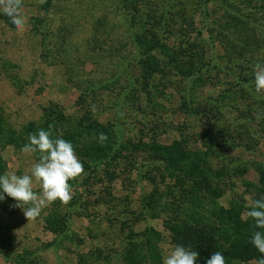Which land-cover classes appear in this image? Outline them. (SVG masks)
Segmentation results:
<instances>
[{
    "label": "rangeland",
    "instance_id": "rangeland-1",
    "mask_svg": "<svg viewBox=\"0 0 264 264\" xmlns=\"http://www.w3.org/2000/svg\"><path fill=\"white\" fill-rule=\"evenodd\" d=\"M227 1L235 0H47L44 4L23 0L27 18L23 30L0 12V174H31L34 156L21 149L29 143V134L47 130L49 124L62 138L82 134L72 143L81 162L91 161L87 156L91 137L83 135L86 119L105 128L116 141L113 147L120 149L119 158L96 163L92 170L84 168L85 178L71 182L74 195L69 205L57 201L44 207L35 221H27L5 195L0 201V264H163L175 247L167 226L185 218L181 205L176 207L175 179L141 149L175 139L191 149H203L204 126L178 108L177 89L186 88L190 79L168 73L162 83L170 82L166 88L170 96L158 100L161 107L147 99L145 89L159 77L140 78L147 63H139L144 48L135 37L143 40L151 27L160 43L179 44L197 53L201 58L195 63H207L206 85L190 94L204 104L225 87L221 81H233L222 74L227 55L212 36L213 19L222 15ZM163 23L170 28H163ZM154 53L158 61L164 59ZM237 105L224 113L231 130L223 135L235 137V130L245 128L254 140L252 149H220L224 156L208 163L215 165L227 157L246 163L234 191L248 207L252 188L243 181L255 183L254 165L264 161V120L256 115L261 108L249 118L244 103ZM33 186L40 191L38 184ZM155 189L158 195L149 207L145 201ZM216 205L227 206V196L204 200L196 208L199 223L215 221L211 212H216ZM55 223L61 226L53 232L49 227ZM141 232L147 234L154 259L130 263L135 250L150 254L144 250Z\"/></svg>",
    "mask_w": 264,
    "mask_h": 264
},
{
    "label": "trees",
    "instance_id": "trees-1",
    "mask_svg": "<svg viewBox=\"0 0 264 264\" xmlns=\"http://www.w3.org/2000/svg\"><path fill=\"white\" fill-rule=\"evenodd\" d=\"M241 6L245 9L242 12L238 9ZM213 21L215 22L212 27L213 40L220 44L225 56L227 55V63L222 65V74L231 76L233 81H221L225 87L217 89L219 90L217 95H209L208 102L204 104L195 100V96L190 94V92L195 93V87L206 85L204 81L207 63L203 61L195 63L197 58H201L197 53L194 55L190 47H182L179 44L169 45L165 41L160 43L150 26H147L150 28L145 30L147 34L143 38L145 42L135 37L138 46L141 44L144 48L141 51L143 55L139 58V63H147L141 69L140 78H152L154 75L159 77L145 89L147 99L161 107L158 100L170 96V93H166L170 82L162 83L163 78L167 79L164 76L168 73L177 74L181 80L190 79L186 88L177 89L181 98L178 108L196 116L204 126L203 149H191L186 143L185 145L182 143L183 140L175 139L165 145L153 141L154 143L144 145L141 150H146L150 159L160 161L166 176L175 179V187L178 189L176 207L181 205L179 210H182L180 212L185 219L167 226L169 240L174 246L178 244L190 246L192 250L197 251L199 256L195 264H206L207 259L215 251H220L224 255L226 263L240 261L243 264H256L261 256L249 241L253 231L257 229L253 228V221L250 218H246V215L243 217V214L250 210L251 205L248 207L243 205L240 202L243 201L242 196L238 195L236 190L234 191L238 176L243 174L246 163L237 162L235 158L230 157L215 165H211L208 161L224 156L220 149L229 150L236 146L243 147L245 150L252 149L254 140L249 137L245 128L241 131L234 129L235 137L223 135L231 130L228 129L230 123L225 124L227 119L224 118V113L230 109L236 110L238 102L244 103L245 115L249 118L255 110L261 108L262 110L256 112V115L260 117V120H264V93H257L254 86V66L264 65V0L227 1L222 15H217ZM163 26V28H170L168 23H163ZM163 31L166 34L170 33L168 30ZM226 47L230 50L228 51ZM162 50H165V53ZM154 52L161 54L164 59L158 61ZM186 58L188 62L184 61ZM219 79L220 77H217L216 82ZM153 97L156 99L154 100ZM252 104L255 108L251 107ZM241 114L240 116H243V113ZM85 121L83 135L91 137L89 139L91 146L87 155L91 161L83 160L84 168L92 170L96 163L119 158L120 149L117 146L113 147L116 141L111 138V134L96 124L94 119ZM72 133L63 138L73 143L82 136L80 132ZM100 133H105L108 137L103 144L98 141ZM179 134L182 135L181 131ZM254 169L257 175L256 182L243 181L245 186L252 188L249 193L251 203L252 200L264 196V161L257 162ZM160 179H163L162 175ZM157 193L158 190L155 189L146 199L145 204L152 207L154 199L151 198ZM223 195L227 196L228 205L214 207L216 212L212 211L211 217L215 221L199 223L201 217L196 214V208L209 197L217 199ZM155 200L157 201V198ZM211 202L215 204L214 200ZM59 224H62L61 221ZM60 226L55 223L54 227L51 225L49 229L56 232ZM140 235L145 240L143 246L145 252L150 251V254L146 257L145 253L135 250L129 258L130 263L154 259V250H151L152 245L147 241V234L141 232Z\"/></svg>",
    "mask_w": 264,
    "mask_h": 264
},
{
    "label": "clouds",
    "instance_id": "clouds-1",
    "mask_svg": "<svg viewBox=\"0 0 264 264\" xmlns=\"http://www.w3.org/2000/svg\"><path fill=\"white\" fill-rule=\"evenodd\" d=\"M46 2L47 0H39L40 4ZM22 8L23 0H0V12L17 30H23L27 23ZM254 86L256 92L264 93L262 64L254 66ZM107 139L105 133L98 136L101 144ZM28 141L21 151L34 156L31 174H0V201L6 195L15 201L12 207L20 208L27 221H35L44 207L57 201L62 206L69 205L74 195L71 182L82 181L86 173L73 144L58 135L52 124L48 125L47 130L41 128L29 134ZM34 182L39 185V192L34 190ZM245 215L253 221V228L257 229L253 231L249 241L261 256L256 264H264V196L252 200L250 210ZM198 256L199 253L190 246L178 244L164 258L163 264H195ZM206 264H226V259L220 251H215Z\"/></svg>",
    "mask_w": 264,
    "mask_h": 264
}]
</instances>
